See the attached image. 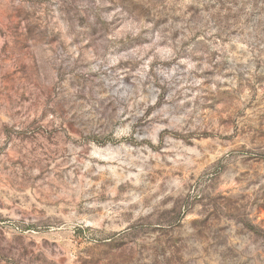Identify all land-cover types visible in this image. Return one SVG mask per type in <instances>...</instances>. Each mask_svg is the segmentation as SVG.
Wrapping results in <instances>:
<instances>
[{"label":"rangeland","instance_id":"374dc122","mask_svg":"<svg viewBox=\"0 0 264 264\" xmlns=\"http://www.w3.org/2000/svg\"><path fill=\"white\" fill-rule=\"evenodd\" d=\"M0 264H264V0H0Z\"/></svg>","mask_w":264,"mask_h":264}]
</instances>
